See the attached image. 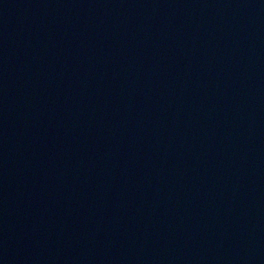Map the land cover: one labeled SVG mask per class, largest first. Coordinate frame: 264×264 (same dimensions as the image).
Here are the masks:
<instances>
[{
    "label": "water",
    "instance_id": "1",
    "mask_svg": "<svg viewBox=\"0 0 264 264\" xmlns=\"http://www.w3.org/2000/svg\"><path fill=\"white\" fill-rule=\"evenodd\" d=\"M0 264H264V0H0Z\"/></svg>",
    "mask_w": 264,
    "mask_h": 264
}]
</instances>
